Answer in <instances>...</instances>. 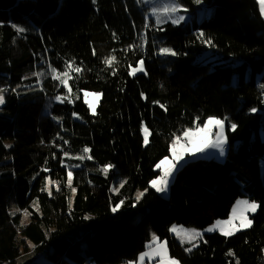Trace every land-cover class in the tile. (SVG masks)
<instances>
[{
	"label": "trees",
	"instance_id": "trees-1",
	"mask_svg": "<svg viewBox=\"0 0 264 264\" xmlns=\"http://www.w3.org/2000/svg\"><path fill=\"white\" fill-rule=\"evenodd\" d=\"M178 2L210 16L157 26L137 0H0V264L134 262L153 235L180 264H264V17L256 0ZM207 50L219 59L195 62ZM51 68L71 76L67 89ZM84 91L101 95L95 114ZM209 117L225 121V161H187L161 196L155 166ZM240 198L258 206L250 229L190 252L170 235L226 219Z\"/></svg>",
	"mask_w": 264,
	"mask_h": 264
},
{
	"label": "rangeland",
	"instance_id": "rangeland-1",
	"mask_svg": "<svg viewBox=\"0 0 264 264\" xmlns=\"http://www.w3.org/2000/svg\"><path fill=\"white\" fill-rule=\"evenodd\" d=\"M137 1L144 8L146 19L153 20L157 26H164L167 23H172V19L178 18L179 16H183L184 19L181 20L180 23H178V24L172 23V24L173 25H185V26H189L191 28H195V27L199 26L204 21V19H207L210 16V12H207L206 10H200V11H197L195 14H189V15L183 14V8H181V10H179L177 12H165L164 9L166 7H170L173 4L174 0H137ZM256 1L258 3L259 11L261 14V5L259 3V0H256ZM154 8L156 9L155 13L153 12ZM261 16L264 17V15H262V14H261ZM158 20L161 22L158 23ZM159 54L161 56L171 55V54H162L160 51H159ZM217 59H219L218 54H215L214 52L207 50V51L203 52L201 55L196 56L195 62L214 64ZM139 67H140L139 64H137L136 67H131L129 73L132 71L133 68H139ZM142 67H143V71H136L135 74H133L131 76H135L139 73H144L145 72L144 65H142ZM58 74H59V79H54V80H57L59 85L64 86L67 89V86H65L64 84H61L60 80H65L67 85H68V81H69V78L71 76L68 77V75L65 76L64 74H61V73H58ZM52 77H53V73H52ZM35 86H38L40 88L41 87L40 82H37ZM5 93H6V91H4L2 93V95L4 96ZM96 94H99V93L92 92V91L91 92L84 91L82 93V99L86 103L91 114L96 113V109H97L98 103L100 101L101 95L99 94V97H97ZM47 101H48L47 108L44 110L45 114H47L49 112V109H48L49 106L48 105L51 101L59 102L60 100H57L56 97H53L52 100L50 98H48ZM89 105H92L93 107H89ZM0 106H1V104H0ZM93 108H94V110H93ZM214 118L222 120L219 117H214ZM222 121H223L222 127L217 126L215 124H212V125L208 126L207 130L201 131V128L203 127V124H204L203 123L202 125L198 126L195 129H189L193 133L191 136L185 137L184 132H183L180 135V137H177L174 140L176 142V152L182 153L185 157V161L182 162L181 166L183 164H185L187 161L197 160L199 158L200 159H206V160L211 159V160H215L217 162H224L225 161L226 154L228 151V145H227L226 137H225L226 124H225L224 120H222ZM143 127H145V126H143ZM141 131H142L143 140H144V132H143V130H141ZM221 137H222V140H221ZM148 140H149V136H148ZM201 148H203L202 152L197 151L198 149H201ZM221 153H223V154H221ZM166 157H168L169 160L174 159V157L172 156V153H171V147H170L169 154ZM166 166L167 165H164V167H166ZM181 166H180V168H181ZM155 170L158 172L157 176H159L160 175V169H157L155 167ZM50 185H51V182L47 181V187L48 188L50 187ZM152 189H154V188H152ZM139 193H143V192L142 191L137 192L135 195V198L137 197V195ZM159 194L161 196L167 198L168 194H169V188L166 192L159 193ZM242 201L252 202L247 198H240V199L236 200V202L234 203L233 207L231 208L230 213L226 219L215 220L212 224L208 225L203 230H199V229H195V228H187V227L180 226V225L171 226L170 229H172L173 227H175L177 230L195 229L197 232H199L200 236H198L194 240H192L191 243H189L187 240H185V242L182 244L181 239L178 238L176 232L169 230L170 235L175 240V242H177L180 246L183 247L184 250L187 248H191V250H193L195 247H192V244H195L197 247V245L199 244V242L201 241V239L203 238L204 235H210V234L217 233V234L226 236L223 234L221 229H223L224 231H231L232 235H230V236H233L239 232L246 231V230L250 229L251 225L246 227V228L241 227V224L246 222L244 220V217H246L248 220H250V216L254 215L257 212L258 206H257L255 212H252L250 210H246L245 205L238 204V202H242ZM31 206L34 209H37L35 202H33L31 204ZM16 213H19L21 215V224L22 225L28 223L29 213L27 211H18V210L12 211V214H16ZM210 228H212L214 230L208 231V229H210ZM152 238H153V236H152ZM157 239L161 244H164L166 246L167 255L170 258L175 259L178 262V264H180V262L177 260V258L171 254L168 241L166 239H164V240H161L159 238H157ZM150 243L153 245V247L156 246L152 239L147 244V246ZM147 246H146L145 251L142 253H145L146 251L149 250ZM187 252H190V251H187ZM123 264H130V262L123 263ZM131 264H138V258L136 261L131 262ZM144 264H161V259L159 256H154L151 259H149L148 257H145Z\"/></svg>",
	"mask_w": 264,
	"mask_h": 264
},
{
	"label": "snow or ice",
	"instance_id": "snow-or-ice-1",
	"mask_svg": "<svg viewBox=\"0 0 264 264\" xmlns=\"http://www.w3.org/2000/svg\"><path fill=\"white\" fill-rule=\"evenodd\" d=\"M93 2H95V0H93ZM196 3H200L201 0H195ZM259 3L261 5V14L264 15V0H259ZM182 5L178 2V0H174L173 4L170 7H166L164 9L165 12H177L179 10H181ZM153 12H156V9H153ZM184 17L183 16H179L178 18L172 19V23L173 24H178L180 23L181 20H183ZM161 22L158 20V23ZM19 32H23L24 29L23 28H19L18 29ZM203 35V34H201ZM210 43V42H209ZM160 52L162 54H171V55H176L175 52L172 51V49L169 48H161ZM95 55V52L93 53ZM116 59L115 56H111L110 58L106 59V63L111 64L114 60ZM74 63V62H73ZM138 64L140 65L139 68H133L132 71L129 73L130 75L135 74L136 71H143V61H139ZM51 67V66H50ZM131 67V66H130ZM66 68H72V64H67L66 63ZM76 73H80L81 72V68L79 67H75L73 69ZM51 72L53 73V79H59V74L57 72V69L55 68H51ZM67 71L64 72V75L67 76ZM33 75H41L40 73H33ZM61 84H64L65 86H67V83L65 80H60ZM6 91L5 89H0V104L4 103V96L2 95V93ZM13 91H15V89H13ZM97 97H99V94H96ZM143 96V94H142ZM57 100H60V97L57 96L56 97ZM89 107H93L92 105H89ZM161 107H163V105H161ZM94 110V108H93ZM253 111H255V109H253ZM215 124L217 126H221L223 125V121L219 120L217 118L214 117H209L203 124V127L201 128V131H205L208 129L209 125ZM236 127V125H232V128L234 129ZM142 130L144 132V143L147 144L149 142L148 140V136H149V131L147 127H143L142 126ZM193 133L191 132V130H186L184 132V136L185 137H189L191 136ZM222 140V137H221ZM65 143H67V141H65ZM83 151L85 153L89 152V149L87 147H85L83 149ZM197 151H203V148L198 149ZM171 153L172 156L174 157V159L169 160L168 157H164L155 167L157 169H160V175L157 176L155 179H153L152 181H150V186L151 188H154L157 192L159 193H164L168 190L169 186L172 183V180L175 177L176 172L179 170L182 162L185 161V157L182 153H178L176 152V142L174 141L172 146H171ZM223 154V153H221ZM68 153L65 152V156H67ZM88 159H91V157H87ZM79 159H84L83 156L79 157ZM164 165H167L166 167H164ZM76 167H78V165H76ZM111 167V165H107L104 167V171L107 172L108 169ZM72 171H68V181H69V185H71V181H72ZM73 191H75V189H73ZM145 191H147V189H145ZM143 196V193H139L136 197L137 200H139L141 197ZM238 204H243L246 206V210H250L252 212H255L256 208H257V204L256 202H249V201H242V202H238ZM120 205H116V207H114L112 210L115 212L117 208H119ZM244 220L246 222L241 224V227H248L251 225L252 221L248 220L246 217H244ZM214 229L210 228L208 229V231H212ZM170 231L176 232L178 238L181 239V243L183 244L185 242V240H187L189 243H191L192 240H194L196 237L200 236V233L197 232L195 229L192 230H185V229H180L177 230L175 227H173L172 229H170ZM221 231L223 232L224 235L226 236H230L232 235L231 231H224L223 229H221ZM153 242L155 243V247H153V245L150 243L147 247H148V251H146L145 253H141L140 256L138 257V264H144V259L145 257H148L149 259H151L154 256H159L161 259V264H178V262L173 259L170 258L167 255V249L166 246L164 244H161L157 237H155V235H153L152 238ZM192 247H196L195 244H192ZM186 251H191V248H187L185 249ZM131 264V262H130Z\"/></svg>",
	"mask_w": 264,
	"mask_h": 264
}]
</instances>
